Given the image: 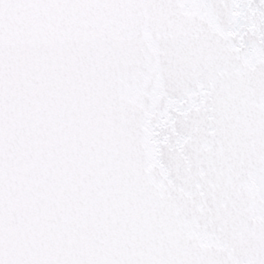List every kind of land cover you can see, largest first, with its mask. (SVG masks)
Returning <instances> with one entry per match:
<instances>
[{"label": "snow or ice", "instance_id": "obj_1", "mask_svg": "<svg viewBox=\"0 0 264 264\" xmlns=\"http://www.w3.org/2000/svg\"><path fill=\"white\" fill-rule=\"evenodd\" d=\"M0 264H264V0H0Z\"/></svg>", "mask_w": 264, "mask_h": 264}]
</instances>
